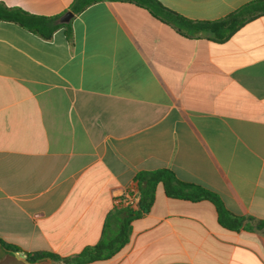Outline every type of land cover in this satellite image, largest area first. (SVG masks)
Segmentation results:
<instances>
[{
  "label": "crops",
  "instance_id": "crops-1",
  "mask_svg": "<svg viewBox=\"0 0 264 264\" xmlns=\"http://www.w3.org/2000/svg\"><path fill=\"white\" fill-rule=\"evenodd\" d=\"M217 20L255 0H158ZM72 0H0L53 16ZM49 40L0 21V241L73 256L95 245L134 176L167 169L264 220V16L223 43L99 2ZM138 192V191H137ZM251 221L247 224L252 226ZM113 257L85 264H264V233L231 232L209 201L159 184Z\"/></svg>",
  "mask_w": 264,
  "mask_h": 264
},
{
  "label": "trees",
  "instance_id": "trees-1",
  "mask_svg": "<svg viewBox=\"0 0 264 264\" xmlns=\"http://www.w3.org/2000/svg\"><path fill=\"white\" fill-rule=\"evenodd\" d=\"M129 3L146 10L154 19L170 26L175 32L186 38H199L207 35L216 43H223L233 36L244 24L264 16V0H255L242 5L227 16L217 20H191L166 8L158 0H72L68 9L53 16H43L24 11L19 7H7L0 3V21H7L38 35L44 40L51 39L53 33L63 29L68 41L72 38L71 20L59 22L60 17L67 11L74 16L87 7L99 2ZM134 184L139 193L136 206L114 207L107 214L98 242L84 248L78 254L59 257L47 252H26L15 246L2 243L6 248L20 253L30 262L44 257H50L62 264H85L98 260H106L116 255L129 241L131 222L148 213L155 196L157 185L163 187L167 197L189 202L209 201L217 212L218 223L224 229L237 232L241 228L256 230L264 233V220L245 218L229 213L219 197L209 190L194 184L180 182L167 169L141 171L134 176ZM251 221L252 226L247 224Z\"/></svg>",
  "mask_w": 264,
  "mask_h": 264
},
{
  "label": "water",
  "instance_id": "water-1",
  "mask_svg": "<svg viewBox=\"0 0 264 264\" xmlns=\"http://www.w3.org/2000/svg\"><path fill=\"white\" fill-rule=\"evenodd\" d=\"M73 14L70 11L65 12L59 19L61 23H67L73 18ZM0 264H62L55 262L50 257H44L36 260L35 262H30L23 258L20 253L6 248L2 243H0Z\"/></svg>",
  "mask_w": 264,
  "mask_h": 264
},
{
  "label": "built area",
  "instance_id": "built-area-1",
  "mask_svg": "<svg viewBox=\"0 0 264 264\" xmlns=\"http://www.w3.org/2000/svg\"><path fill=\"white\" fill-rule=\"evenodd\" d=\"M139 200V193L133 191L114 199V207H131L136 206Z\"/></svg>",
  "mask_w": 264,
  "mask_h": 264
}]
</instances>
